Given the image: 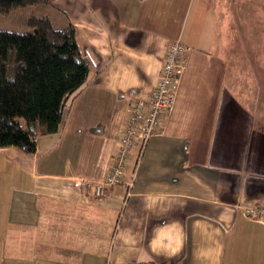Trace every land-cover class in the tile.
<instances>
[{
  "label": "crops",
  "instance_id": "obj_1",
  "mask_svg": "<svg viewBox=\"0 0 264 264\" xmlns=\"http://www.w3.org/2000/svg\"><path fill=\"white\" fill-rule=\"evenodd\" d=\"M91 61L56 133L0 148V264H264V0H57ZM190 49L174 111L96 199L169 43Z\"/></svg>",
  "mask_w": 264,
  "mask_h": 264
},
{
  "label": "trees",
  "instance_id": "obj_2",
  "mask_svg": "<svg viewBox=\"0 0 264 264\" xmlns=\"http://www.w3.org/2000/svg\"><path fill=\"white\" fill-rule=\"evenodd\" d=\"M54 2L0 0V14ZM28 25L33 32L0 30V148L35 153L40 135L59 131L69 100L89 79L91 61L72 24L59 29L47 16H33Z\"/></svg>",
  "mask_w": 264,
  "mask_h": 264
},
{
  "label": "built area",
  "instance_id": "obj_3",
  "mask_svg": "<svg viewBox=\"0 0 264 264\" xmlns=\"http://www.w3.org/2000/svg\"><path fill=\"white\" fill-rule=\"evenodd\" d=\"M189 49L180 38L169 43L160 79L154 91L149 97L137 98L130 107L128 121L119 137L117 152L108 176L97 182L84 178L75 182L87 194L101 199L116 185H122L127 196L132 194L135 175H126L131 150L140 144L143 152L148 140L159 133L168 116L173 113L180 82L187 68L186 54ZM244 213L248 218L264 223V204L247 206Z\"/></svg>",
  "mask_w": 264,
  "mask_h": 264
},
{
  "label": "rangeland",
  "instance_id": "obj_4",
  "mask_svg": "<svg viewBox=\"0 0 264 264\" xmlns=\"http://www.w3.org/2000/svg\"><path fill=\"white\" fill-rule=\"evenodd\" d=\"M55 0L54 3H56ZM54 5L38 4L18 9H13L8 14H0V30L16 32V33H30L34 29L28 25L30 17L33 16H57L58 10L53 8ZM257 29H264V23L260 24ZM179 92V91H178ZM21 123H25L23 119H19Z\"/></svg>",
  "mask_w": 264,
  "mask_h": 264
}]
</instances>
